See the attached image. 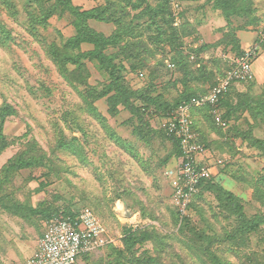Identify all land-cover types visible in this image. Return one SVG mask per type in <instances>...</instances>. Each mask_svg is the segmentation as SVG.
<instances>
[{
  "label": "rangeland",
  "instance_id": "obj_1",
  "mask_svg": "<svg viewBox=\"0 0 264 264\" xmlns=\"http://www.w3.org/2000/svg\"><path fill=\"white\" fill-rule=\"evenodd\" d=\"M72 1L82 9H90L109 0ZM150 2L155 5L158 0ZM201 3L204 2L183 3L178 7L174 2L177 16L175 24L184 21L189 23L185 32L187 34L183 37L189 57L195 58L191 47L204 42L212 45L203 52V58L209 61L208 65L211 64L217 79L230 68L231 60L237 56V52L231 45L215 44L224 36L229 26H226L227 21L219 11L213 10L210 5L198 7ZM34 5L33 0H0V112L6 106L13 110L5 123L4 134L8 146L0 153V169L15 153L26 148L29 139H35L51 158L58 173L47 175L49 170L46 167L24 169L17 172L10 183L0 188V264H28L47 222L41 213H30L28 206L36 207L43 201L52 203L54 207L64 205L73 209L84 206L92 208L120 247L127 227L140 225L155 227L165 233H175L185 239L186 236L179 232L173 215L175 209L171 198L174 181L166 175V170L174 166L177 159L175 146L160 129L159 118L156 116L150 119L149 127L142 126L144 133L149 132L147 139H142L139 134L134 133L138 121L132 118L127 109L120 107L119 114L111 116L105 99L94 102L103 117L96 118L84 109L80 91L85 87L68 82L58 71L48 50L49 43L54 41L61 44L76 33L72 24L73 16L68 11L57 10L45 27L37 23L36 28H33L31 14L35 12ZM254 8L259 25L249 26L247 30L239 29L236 31L237 35L238 32L264 35V0H254ZM129 9L132 10L130 7ZM182 10L185 15L179 17L177 14ZM137 11L132 10L131 15ZM214 16H219L220 19L210 22ZM135 22L147 25L149 17L145 15ZM240 23L241 20L234 19L231 27ZM89 24L106 35L116 28L113 22L93 19L89 20ZM203 30L206 32L205 38L202 36L195 43L197 33L203 35ZM157 33L156 28L151 27L146 29L144 36L149 44L158 48L155 61H163L164 71H169L172 54H166L169 47H165L167 52L162 51L164 42L154 39ZM244 40L246 43H256L249 36ZM91 47L84 45L83 49ZM87 64L91 71L89 84L101 89L106 81L105 76L93 63L88 61ZM172 69L175 76L172 77L168 72L164 75L163 85L159 84L152 93L161 94L163 101L171 103L183 90L181 84L177 87L165 85L179 76L178 71L175 72L174 67ZM144 72V75L148 74V71ZM126 80L134 89L143 88L147 84L146 76L140 78L131 72L126 74ZM196 83L193 82V86ZM244 83H256V79ZM207 88L205 85L204 89ZM137 103L140 104L139 101ZM212 119L204 117L203 113L195 114L200 131L199 121L205 120V125L210 127ZM255 134L264 137V128L256 127ZM74 138L77 140L73 142ZM62 143L76 144L79 154L74 155L60 147ZM255 155L264 161V156L258 151ZM218 160L216 165L221 172L231 170V162ZM233 174L238 175L236 172ZM256 175L241 177L252 181ZM201 194L202 196H196L192 200L195 206L189 210L191 225L206 230L208 225H214L222 236L233 232L239 225L236 215L226 216L227 212L219 204L216 193L204 190ZM124 199L133 211L131 217L122 215ZM244 202L248 216L264 213V206H258V202ZM196 206L203 208L202 215ZM171 242L174 252L182 257L185 264H202L179 239L173 238ZM234 245L235 241L232 239L216 245L225 261L230 264H264V229L252 233L239 252L233 248ZM152 246L147 243L141 249L152 251ZM110 252V247L104 246L92 252L89 261L83 259V263L106 264Z\"/></svg>",
  "mask_w": 264,
  "mask_h": 264
},
{
  "label": "trees",
  "instance_id": "obj_2",
  "mask_svg": "<svg viewBox=\"0 0 264 264\" xmlns=\"http://www.w3.org/2000/svg\"><path fill=\"white\" fill-rule=\"evenodd\" d=\"M33 1L35 4V12L31 14L33 28H36L37 23L45 27L57 10L68 11L73 16L72 24L76 33L61 44L54 41L49 43L48 50L60 74L71 84L85 87L80 91L84 104L83 108L94 114L96 118L102 116L94 104L100 99H105L108 113L111 116L119 114L120 107L127 109L132 118L137 119L138 124L134 127V133L139 134L142 139H147L149 134V132L144 133L142 131V126H151L150 119L165 115L184 101H190L193 97L207 94L217 81L211 64L208 65L209 61L203 58V52L210 49L212 45L204 42L191 47L193 48L191 52L195 55L193 60L186 53L183 37L187 34L185 32L188 30L187 24L189 26V23L184 21L175 24L177 16L174 11V2L178 4V7H181L183 3L204 2L198 7L203 8L205 5H210V8L219 11L227 21L226 26L228 25L229 29L215 44L231 45L232 49L236 50L237 56L244 54L245 50L241 47V41L236 31L239 29L247 30L249 26L257 27L259 25V18L254 12V0H158L155 5H152L151 0H109L105 4L90 9H82L80 6L74 5L72 0ZM129 7L136 11L140 9V11L131 15L132 10ZM145 15L149 17L147 25L146 23L135 22L136 19ZM177 15L183 17L185 11L182 10ZM90 19L113 22L116 28L111 34L106 35L94 29L89 24ZM234 19L241 20V23L231 27ZM151 27H155L158 32L154 39L164 42L162 51H166L165 47H169L166 54H172L169 61V68H171L169 71H164L163 61H155L157 53H159L158 48L149 44L144 36L146 29ZM1 32L0 28V36ZM201 37V34L197 33L195 43L199 42ZM256 42L259 48L264 51V37L259 36ZM0 43H2L1 37ZM84 45L92 47L85 50L83 49ZM88 61L93 63L106 78L101 89L89 84L91 71L87 64ZM152 62L154 63L152 64ZM173 67L175 72L178 71L179 76L165 85L177 87L181 84L183 90L171 103L163 101L161 94L153 95L152 93L159 84L160 86L163 85L164 75L168 72L172 77L175 76ZM144 71H148V74L144 75ZM129 72L140 78L146 76V86L139 89L131 87L126 80V74ZM159 81L160 83H158ZM193 82L198 83L193 86ZM234 84L236 83L230 86L228 92L219 101V107L224 111L223 118L228 121L229 126L223 128L217 125L212 107L206 105L193 110V128L200 133V141L202 142V134L197 127L195 114L197 112L203 113L204 117L213 118V124H210L212 130L217 131L222 136L234 131L236 138H240L248 147L255 148L260 155L264 156V137L257 136L254 132L256 127H264V85L262 92L258 95L238 92L235 99L231 97ZM205 85L208 87L206 90L204 89ZM138 101L140 104L137 103ZM239 112L241 115L237 114ZM245 113L248 115L245 119L246 128L236 124L231 125V119L235 118L237 122ZM11 114H13V110L8 106L2 108L0 112V153L8 146L4 128L7 117ZM167 136L174 143L176 160L181 161L182 154L179 141L173 136ZM76 140L74 138L73 142ZM118 141L122 142L123 140ZM60 147L74 155L79 154V149L74 143H62ZM40 167H46L49 170L47 175L58 173L51 158L39 147L38 142L35 139H29L26 148L15 153L0 169V188L10 183L17 172ZM247 182L253 188L252 200L264 206V167L257 172L256 176H253L252 181L248 180ZM204 190L216 193L219 204L227 212V217L236 215L239 225L233 232L227 236H222L215 230L214 225H208V230L195 228L191 225L190 216L181 219L178 210L174 207V220L178 225L179 232L185 234V239L175 233L161 232L155 227L141 225L136 228L127 227V231L121 240V247L114 244L107 245L111 252L106 264H185L182 257L173 250V243L171 242L173 238L179 239L189 253L198 258L202 264H230L219 254L216 245L232 239L235 241L233 248L239 252L252 233L264 229V213L248 216L242 199L212 178L200 183L199 192L195 197L202 196L201 193ZM192 202L190 208L195 206ZM127 204L129 207L128 202ZM195 208L202 215L203 208L198 206ZM28 209L32 214L41 213L49 221L61 211L66 216L74 217L80 208L73 209L64 205L54 207L52 203L43 201L36 207L28 206ZM147 243L153 245L152 251L141 249ZM91 254H84L82 259L89 261Z\"/></svg>",
  "mask_w": 264,
  "mask_h": 264
},
{
  "label": "built area",
  "instance_id": "obj_3",
  "mask_svg": "<svg viewBox=\"0 0 264 264\" xmlns=\"http://www.w3.org/2000/svg\"><path fill=\"white\" fill-rule=\"evenodd\" d=\"M258 48L256 44L245 50L244 54L235 56L230 68L217 78L207 94L184 101L165 115L158 116L160 129L177 138L182 154L181 161L176 160L175 165L166 170V175L174 181L171 199L181 219L189 215L190 204L199 192L200 183L210 179L213 174L210 160L202 156L204 145L200 141V133L193 128L192 112L209 105L217 125L227 128L229 123L223 118L224 111L219 107V101L233 83L255 79L253 59ZM191 58L194 59V56ZM108 244L116 245V239L92 208L82 207L74 217L66 216L61 211L47 221L28 264H84V254Z\"/></svg>",
  "mask_w": 264,
  "mask_h": 264
},
{
  "label": "crops",
  "instance_id": "obj_4",
  "mask_svg": "<svg viewBox=\"0 0 264 264\" xmlns=\"http://www.w3.org/2000/svg\"><path fill=\"white\" fill-rule=\"evenodd\" d=\"M216 19H220V17L214 16L211 18L210 22L213 20L215 21ZM202 32L203 35L201 36H204L205 38L206 32H204V30ZM247 33L248 32H240V33L238 32V37L240 38L241 47L243 50H246L252 47L253 45L257 44V42L254 44H251L249 42L246 43L244 40L246 36H249V38H253L254 41H256L257 37H259L257 32H255L256 35L255 34L248 35L251 33L248 34ZM259 49L262 50L261 48ZM259 49L253 61V69L256 75L255 77L256 83L234 84L231 91V97L236 99L237 96L236 94L238 92L239 93L249 92L252 95H258L262 92V88L264 85V51L262 50L260 52ZM237 114L241 115V112ZM247 116L248 115L246 113L242 114V118H240L237 122L235 118L231 119L230 120L231 125L236 124L242 128H246L247 125L245 123V119ZM249 119L252 122L250 115H249ZM199 122L201 123L202 142L204 145V151L202 156H204L206 159L210 160L211 162L212 172H213L211 178H214L218 183H220L226 189L232 191L234 194L240 197L243 202L246 201L252 203L253 188L250 186L249 182H247L246 179L241 177V175L244 176H247L248 174L256 175V173L264 167V163H263L264 161L261 160L260 156L255 155L257 153L256 150L249 148L246 143H243L241 141L240 138H236L234 136L235 134L234 131L228 132L227 135L222 136L217 131H214L210 127H208L207 124L205 125L206 123L205 120ZM218 159H222V161L223 159H225L226 160L225 162L228 163L231 162L232 164L231 170L225 169L226 172H221L218 165H216ZM234 172H236V174L238 175L235 176L233 174ZM257 204L258 206H261L259 203Z\"/></svg>",
  "mask_w": 264,
  "mask_h": 264
},
{
  "label": "water",
  "instance_id": "obj_5",
  "mask_svg": "<svg viewBox=\"0 0 264 264\" xmlns=\"http://www.w3.org/2000/svg\"><path fill=\"white\" fill-rule=\"evenodd\" d=\"M123 204H124V209H123V213H122V215H123L124 217H131V216L133 215V213H132V211L129 209L127 202L124 201Z\"/></svg>",
  "mask_w": 264,
  "mask_h": 264
}]
</instances>
